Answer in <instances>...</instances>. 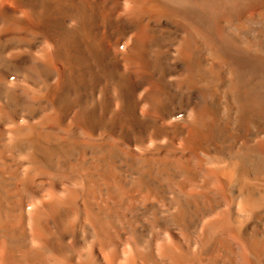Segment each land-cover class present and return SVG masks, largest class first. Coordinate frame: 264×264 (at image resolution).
Here are the masks:
<instances>
[{
	"label": "bare ground",
	"instance_id": "bare-ground-1",
	"mask_svg": "<svg viewBox=\"0 0 264 264\" xmlns=\"http://www.w3.org/2000/svg\"><path fill=\"white\" fill-rule=\"evenodd\" d=\"M0 264H264V0H0Z\"/></svg>",
	"mask_w": 264,
	"mask_h": 264
}]
</instances>
